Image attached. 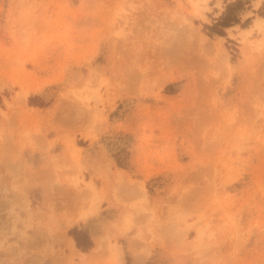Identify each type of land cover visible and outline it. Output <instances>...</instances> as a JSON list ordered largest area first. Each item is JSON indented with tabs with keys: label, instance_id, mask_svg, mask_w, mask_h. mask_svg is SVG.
Here are the masks:
<instances>
[{
	"label": "rangeland",
	"instance_id": "1",
	"mask_svg": "<svg viewBox=\"0 0 264 264\" xmlns=\"http://www.w3.org/2000/svg\"><path fill=\"white\" fill-rule=\"evenodd\" d=\"M234 1L0 0V264H264V0L206 28Z\"/></svg>",
	"mask_w": 264,
	"mask_h": 264
},
{
	"label": "trees",
	"instance_id": "2",
	"mask_svg": "<svg viewBox=\"0 0 264 264\" xmlns=\"http://www.w3.org/2000/svg\"><path fill=\"white\" fill-rule=\"evenodd\" d=\"M244 3L241 0H236L232 3H230L226 11L223 13V15L218 19L215 23L208 26L206 25V28L210 30V33H217V34H223V31L221 28H217V26L220 27H227L233 23L239 22V17L236 13V10L243 9ZM79 245V244H78Z\"/></svg>",
	"mask_w": 264,
	"mask_h": 264
},
{
	"label": "bare ground",
	"instance_id": "3",
	"mask_svg": "<svg viewBox=\"0 0 264 264\" xmlns=\"http://www.w3.org/2000/svg\"><path fill=\"white\" fill-rule=\"evenodd\" d=\"M262 21H264V20H261V19H260V20L258 21V23H260V22H262ZM70 243H71V244H70L71 249H69V250H71L73 253H75L76 250H75V248H74L75 245H74V241L72 240V238H71V242H70ZM71 251H70V252H71Z\"/></svg>",
	"mask_w": 264,
	"mask_h": 264
}]
</instances>
